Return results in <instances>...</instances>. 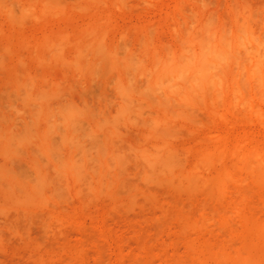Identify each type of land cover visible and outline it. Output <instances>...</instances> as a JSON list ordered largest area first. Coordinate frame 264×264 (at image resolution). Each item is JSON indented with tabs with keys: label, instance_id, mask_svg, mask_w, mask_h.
<instances>
[{
	"label": "rangeland",
	"instance_id": "rangeland-1",
	"mask_svg": "<svg viewBox=\"0 0 264 264\" xmlns=\"http://www.w3.org/2000/svg\"><path fill=\"white\" fill-rule=\"evenodd\" d=\"M236 7L264 41V0H0V173L10 176H0V264H233L261 254L251 226L264 224V185L239 159L264 151V103L253 96L248 110L211 111L175 100L163 110L157 93L143 96L147 78L122 68L176 55L186 31L231 23ZM164 143L176 171L169 179L138 153ZM96 144L120 167L92 159L77 178L63 173L68 156H94ZM204 153L220 158L202 164ZM225 167L234 180L220 196L213 179Z\"/></svg>",
	"mask_w": 264,
	"mask_h": 264
},
{
	"label": "bare ground",
	"instance_id": "bare-ground-1",
	"mask_svg": "<svg viewBox=\"0 0 264 264\" xmlns=\"http://www.w3.org/2000/svg\"><path fill=\"white\" fill-rule=\"evenodd\" d=\"M241 6H243V5H241ZM244 8L245 7H241L240 8L241 10L238 7L234 8V9H236V11L234 10L235 13L233 12L231 23L228 22V24H227L226 23L227 21L225 20L226 21V22L224 21L225 25L224 24H218V25L214 24L212 26V25H209V24H211V22H206L207 26H203V25H206V24H203V25H201L203 27L200 29L196 28L195 31H190V32L186 31L188 33L185 35L183 34L182 38H179L181 41V42L178 41V42H180V46H179L180 50L178 51V53L176 55L173 56V54H172L171 56L164 55V57H160V56L154 57L153 62H152L150 67H144V66L140 67V66H138V64H136V63H138L137 61L130 60V62L129 61L124 62V65L122 66L123 70L125 68L124 72L125 71L128 72L130 69L132 71L131 72L132 74L135 73L133 71H136L140 75H143L144 77H146L147 78L146 84H148V85H146V87H148V88L144 87V89H146L144 91V92H146L144 95H143L144 92L142 91V89L140 90V91H142L141 92L142 95L147 98L151 94H152L151 96H154L153 94L157 93V96L155 99L156 103H154V104H156V106L159 105L160 109H163V110H166L167 107L170 104L172 105L174 103L173 101H175V100H178L177 105L179 107L184 106V108H191V107H193V106H191V104H202V106H203V104H205L208 108L211 109V111H212V108H213V110L216 109V107L219 108V105H222V106H225L226 108H231V109L239 106L240 109L243 108L245 110V108H247L246 110H248L249 108L254 107V105H252V107L250 106L251 103L254 104V102H252L253 96L257 97L258 100H261V102L264 103V41H262L260 39V37L255 34L254 29L251 26L252 15L249 12H246L244 10ZM232 9H233V7H232ZM210 17H212V16H210ZM213 19H214V17H213ZM96 42H98V41L96 40ZM165 56H167V57H165ZM113 62H115V61H113ZM113 62H111L110 64H112ZM120 62H121V60H120ZM127 72H125V74ZM140 75H138V76H140ZM121 77L122 76L120 75V78ZM122 78H125V77H122ZM119 85L122 86L123 84L120 82ZM130 85L131 84H128V86H130ZM126 87H124V88L129 90V88H126ZM130 89H132V90L134 89V88H132V85H131ZM147 93H149V94H147ZM146 94L149 96H145ZM160 94H161V96H160ZM127 95H128L127 99L130 97L129 99L132 100L131 98L134 95L131 92ZM154 98H155V96H154ZM123 99H125V98H123ZM251 99H252V101H250ZM136 102H137V100H136ZM151 102H153V100H151ZM40 107H42V106H40ZM130 107H129V110H130ZM173 107H175V106L173 105ZM46 108H47V106H46ZM67 108L68 107L66 105V109ZM121 108L126 109V108H128V105L124 104L121 106ZM47 110L48 109H45V112L48 113ZM61 110H59V112ZM177 111H181V110L178 109ZM182 111L185 112L184 109H182ZM59 112H56V114H58ZM63 112L65 113V110ZM124 112H125V110H124ZM172 112H173V110H172ZM53 113H51L50 116H53ZM59 115H61V114H59ZM74 115H76V114H74ZM74 115H73V117L75 118ZM177 115H178V113H177ZM44 116L46 117L48 115H44ZM77 118H79V117H77ZM77 120H79V119H77ZM67 122H68V119L63 124V125H65V124L68 125L67 126L68 128L66 127V125L64 126V128L65 127L67 128V129H64L65 135H66V133L68 135L67 130L71 128V127H69L70 122L69 123H67ZM162 122H164V121H162ZM76 124H78L77 121H76ZM94 125L96 128L102 127L101 124H94ZM73 128H74V126H73ZM153 130L156 131L155 129H153ZM68 131L70 134L71 130H68ZM11 132H13V131H11ZM31 133H33V132H31ZM76 133H78V132L76 131ZM67 135L65 136L66 139H68V136H69V135L68 136ZM75 135L76 134L74 133V136ZM154 135H157V134H154ZM30 136H32V134H30ZM74 136H72V137H74ZM88 136L93 141V143H95V141H97L96 136L94 134L93 135L88 134ZM89 137H87V138H89ZM7 139H9V138H7ZM17 139L13 142L16 143V141H18L20 144V142H22V140H21L22 138L20 139L21 141L19 140V138H17ZM28 139L27 140L25 139L23 141L27 142ZM75 139H78V138H75ZM18 142H17V144H18ZM81 142H82V140H80V141L77 140L75 143H76V145H78V147H80V146L82 147L84 145H82ZM28 143L29 142H27V144ZM71 143L72 142H70V144ZM48 145L49 144H47V146ZM96 147H97V150H96L94 156L91 153L87 152L86 149L82 151V156H81L82 158L80 160H74L73 159L74 157H72L71 155L68 156L69 158L68 159L66 158L65 161L62 162L66 168L63 170V173H65L68 169L69 170L68 173H70L71 175L75 176V178H77L87 169L86 164L88 161H92V159L95 162L99 163V165L103 169H106L107 167L110 169L109 164H111L112 162H113L112 164H115L117 166V168L120 167L121 160H122L120 156L108 157L109 159L111 158L110 161H112L111 163L108 164V162H109V161L107 162L108 158L106 159L104 157L105 160H103L104 159L103 154H105L107 152H105V153L101 152L102 149L97 144H96ZM101 147L104 148L102 145H101ZM106 147H107V144H106ZM14 149H16V148H14ZM82 149H83V147H82ZM254 150L255 149H253V151H252V149H251V152L250 151H249V153L246 152L245 154H243L240 157V159H239V161L241 163L240 165H242L244 167V169L249 173V175L251 174L254 177V179H256L258 182H260L261 184L264 185V151L261 152V149H260V152L254 151ZM262 150H264V148ZM104 151H105V148H104ZM160 151H161L160 153H152L150 151L140 150L138 153H139V156L145 161L147 168L151 172H153L157 175H162V174L164 175L165 174V178L169 179L172 176H175V172H176L175 170H173V166H174L173 157L171 156V154L167 150L165 143H164V145L160 146ZM232 154H234V153H232ZM216 155L217 154L204 153V155L202 156L200 161H202L201 162L202 164H206V163L210 164V161L212 162L213 158H217ZM219 158L220 157H218L217 159L219 160ZM15 159H17V158H15ZM18 161H19V159H18ZM14 165H16V164L14 163ZM59 169H61V168H59ZM7 171L9 172V170H7ZM19 171H21V170H19ZM232 174H235V170L233 173V172H231V169L229 170L226 167L220 168L216 172V175L214 176V179H213V182H214L213 185L215 187L214 186L212 187V190L214 189L213 191H215L214 193H216V190L219 193L220 190H223L222 188L225 189L224 185H226V183H228V181L234 180L233 179L234 175H232ZM7 175L8 174L6 172L0 173L1 177H10L9 175L8 176ZM38 175H40V174H38ZM185 179L187 180V182L189 183L190 186H194V183H195L194 181L197 182L199 180V177L197 176V174H191V175H187L185 177ZM203 180H205V179H202L201 181H199L200 184ZM207 181L208 180L202 182V183H204L205 187H208V186H206L209 184V183H206ZM44 182H45V178L42 177L41 183L38 184V185H40L39 188L42 189V187L44 186ZM192 182H194V183H192ZM195 186H196V183H195ZM204 186H202V187H204ZM18 189H19V187H18ZM41 189H39V191ZM214 193L212 192L211 196H212V194L214 195ZM221 193H222V191H221ZM221 193H219L220 196L224 192L222 194ZM216 196H218V195H216ZM4 214H6V213H4ZM24 214H25V212L23 213V215ZM31 214L32 213H30V215ZM30 215H28V216H30ZM15 216H17V214ZM31 218H33V217H31ZM13 220H11V221H13ZM16 220H17V217L14 221H16ZM25 220H26V218H25ZM31 220L33 221V219H31ZM4 221H6V220H4ZM0 222H1V220H0ZM26 222H27V220H26ZM10 223H12V222H10ZM4 224H6L5 227L8 226L7 223L4 222ZM10 227H11V225H10ZM7 228H9V227H7ZM251 229L254 230L255 233L262 238V245H261L262 246V252H261V254L256 255V256L252 255V254H247V255L243 256V254H242V256L238 257V259H236L233 264H264V224H254L253 227L251 226ZM0 232H1V228H0ZM6 232H8V231H6ZM12 233H13V230H12ZM11 236H13V234ZM14 237H15V235H14ZM8 238L7 239L5 238V239L9 240ZM20 241H22V240H20ZM0 252H3V250H0ZM220 256H221V254H220ZM29 258H31V257L29 256ZM221 258L223 259V257H221ZM38 263H39V261H38Z\"/></svg>",
	"mask_w": 264,
	"mask_h": 264
}]
</instances>
